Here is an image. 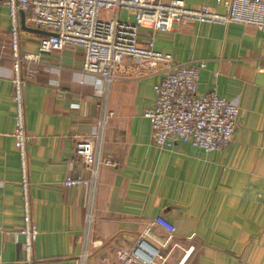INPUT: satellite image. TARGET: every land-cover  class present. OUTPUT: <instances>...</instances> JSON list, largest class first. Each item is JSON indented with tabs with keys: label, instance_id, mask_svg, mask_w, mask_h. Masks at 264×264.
I'll use <instances>...</instances> for the list:
<instances>
[{
	"label": "crops",
	"instance_id": "0c3cea01",
	"mask_svg": "<svg viewBox=\"0 0 264 264\" xmlns=\"http://www.w3.org/2000/svg\"><path fill=\"white\" fill-rule=\"evenodd\" d=\"M183 3L225 10L223 0ZM119 17L131 20L125 11ZM9 32L8 9L0 1V226L7 231L21 225L22 215L11 138ZM151 33L153 49L170 53L173 61H203L197 94L214 89L236 101L232 140L225 149L208 152L182 142L171 149L154 147L143 111L154 100L152 86L163 76L164 65L146 68L123 57L107 95L111 114L100 150L107 164L99 168L86 264H121L115 252L133 248L157 216L174 231L164 245L166 233L148 226L145 240L157 249L152 264H264V32L238 23L184 21L166 31L140 28L138 42ZM40 36L21 27L19 14L20 52H35ZM40 59L39 71L22 87L30 214L36 228L31 264H77L85 189L60 182L68 174L88 175L73 145L96 125L98 98L91 84L79 83L80 47L44 52ZM21 255L10 235L0 233L2 264H22Z\"/></svg>",
	"mask_w": 264,
	"mask_h": 264
},
{
	"label": "built area",
	"instance_id": "2783aa9c",
	"mask_svg": "<svg viewBox=\"0 0 264 264\" xmlns=\"http://www.w3.org/2000/svg\"><path fill=\"white\" fill-rule=\"evenodd\" d=\"M0 1L8 9L10 25L9 80L14 108L11 138L19 162L18 184L22 212L19 227L7 231L0 226V233L9 234L12 242L20 246V262L31 264L36 228L30 214L26 169V143L29 135L24 125L22 87L26 79H32L39 71L41 53L60 50L65 46L80 47L82 59L79 83L87 82L92 85L98 98L96 105L100 115L92 130L83 138L76 139L73 145V152L81 157L82 166L88 175L84 177L68 174L60 184L68 188L85 189L84 229L77 264H86L99 168L107 164V161L101 158L100 152L106 119L111 114L106 107L107 95L114 79L113 73L123 57H130L146 68L164 65L163 76L152 86L154 100L143 111V116L148 119L150 126L151 144L157 149H171L175 143L182 142L205 152L222 150L231 142L236 125L235 100L218 96L214 89L197 94V75L204 66L203 61L198 64L175 62L170 53L153 49L152 33L140 44L137 40L138 29L148 28L151 32L166 31L177 23L196 21L223 26L238 23L264 32V0H223L225 10L220 13L206 6L188 8L183 0ZM100 11L107 13L108 17L100 19ZM120 11L129 14L131 20L121 19ZM20 12L23 13L26 25L50 32L49 35L39 37L35 52L21 53L19 50ZM150 225H155L166 233L163 243L165 245L174 231V226L162 216L153 218L148 226ZM148 226L133 248L115 252L121 264H152V257L156 255L157 249L145 240L150 232Z\"/></svg>",
	"mask_w": 264,
	"mask_h": 264
},
{
	"label": "water",
	"instance_id": "95a60500",
	"mask_svg": "<svg viewBox=\"0 0 264 264\" xmlns=\"http://www.w3.org/2000/svg\"><path fill=\"white\" fill-rule=\"evenodd\" d=\"M20 24H21L22 28L30 30V31H32L34 33H37L39 35H49L50 34V32L42 31V30H39V29H36V28H28V27H26L25 24H24L23 13H21V12H20Z\"/></svg>",
	"mask_w": 264,
	"mask_h": 264
},
{
	"label": "rangeland",
	"instance_id": "374dc122",
	"mask_svg": "<svg viewBox=\"0 0 264 264\" xmlns=\"http://www.w3.org/2000/svg\"><path fill=\"white\" fill-rule=\"evenodd\" d=\"M125 13L124 12H121V15L123 16ZM99 17L100 19H103V18H106L108 17L107 13H103L102 11L99 12Z\"/></svg>",
	"mask_w": 264,
	"mask_h": 264
}]
</instances>
